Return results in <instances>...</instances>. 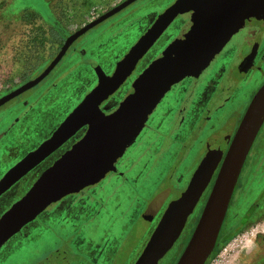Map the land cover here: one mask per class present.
I'll return each mask as SVG.
<instances>
[{"label": "rangeland", "instance_id": "1", "mask_svg": "<svg viewBox=\"0 0 264 264\" xmlns=\"http://www.w3.org/2000/svg\"><path fill=\"white\" fill-rule=\"evenodd\" d=\"M121 1L70 0L68 6L66 5L68 11H62L55 5L54 0H0V42L9 39V47L13 39L28 30L30 27L23 20H27L31 27L38 26L40 30L52 28L59 32L61 27L64 28L66 33L63 41L92 20L88 16L90 10L97 8L102 14ZM174 2L175 0H136L89 29L75 42L74 46H83L86 49L87 57L98 56L101 63L88 65L83 56L74 57L68 53L47 78L0 107V178L51 136L86 94L97 85L99 78L113 72L117 63L149 28L153 16H159ZM194 20L195 16L190 14V7L182 10L140 59L131 76L113 94L115 100L111 98L104 107L117 108L130 93L137 77L175 46L181 34L191 30ZM57 43L46 42L40 49L45 52L46 57L48 54L50 56L57 49ZM6 55L8 50L4 49L0 52V60H4ZM220 60L219 57L215 58L205 74L211 73ZM47 64L48 59H45L25 81L43 71ZM52 81L57 84L51 86ZM188 83V79H185L184 84ZM48 86H51L49 90L46 89ZM178 88L163 95L149 123L157 126L158 120L162 119V111L174 103V92ZM4 92L6 93L0 92V97ZM9 126L12 127L5 133ZM167 128L168 125L164 122L160 133L144 130L137 142L116 162L115 170L112 168L103 180L87 189L82 199L74 204L69 201L64 203L51 215H44L45 211L41 217L35 216L28 222L36 223L27 232L29 238L21 235L13 238L18 229L0 220V264H34L35 259L39 261L42 255L53 249L50 242H60L61 238H64V247L61 251L60 248L54 249V253L69 251L70 244L65 243V236L71 235L76 238V249L81 247L82 250H92L94 256L97 244L103 243L99 258L108 261L113 257V264H134L157 226L164 207L186 189L201 157L199 148L194 147V144L188 151L181 150L176 153L173 160L166 159L167 151L161 154L152 153L154 144L159 146L163 142L162 135ZM79 131L0 197V218L15 200L27 192L43 170L61 155V150L72 144ZM173 142L175 141L172 138L169 145L172 146ZM255 142L240 175L224 227L233 221L232 217L242 215L251 207L252 202L262 197L264 130L259 132ZM179 156L183 157L181 162L175 160ZM208 195L209 192H206L202 196L180 238L159 264L177 263L201 216ZM256 207L255 212L259 216L248 220L215 255L216 250H213L207 260L208 264H249L250 259L264 254V198ZM74 210L77 217L72 214ZM49 211L50 209L47 210ZM59 221H65V229L60 230L54 226H58ZM76 231L79 232L77 235L74 233ZM4 234L7 236H3ZM77 259L82 258L77 256ZM72 261L75 262L76 259L69 256L63 264H71Z\"/></svg>", "mask_w": 264, "mask_h": 264}, {"label": "water", "instance_id": "2", "mask_svg": "<svg viewBox=\"0 0 264 264\" xmlns=\"http://www.w3.org/2000/svg\"><path fill=\"white\" fill-rule=\"evenodd\" d=\"M135 1L123 0L71 33L39 75L0 97V107L46 78L76 39ZM191 1L176 0L163 11L117 63L112 74L99 78L97 85L51 136L0 178L1 197L88 124L84 135L46 168L27 192L3 213L0 220L4 224L17 230L51 204L96 185L115 170L116 162L136 134L137 125L147 118L172 85L188 74L204 69L237 25L255 8L264 7V0H200L198 15L184 38L137 77L132 85L133 91L115 110L110 113L101 110V104L125 83L140 59ZM263 123L264 85L252 100L229 147L209 148L186 189L168 204L134 264H159L181 235L189 216L214 179L201 216L176 263L206 264L216 247L239 177ZM62 257L59 255L45 264H59Z\"/></svg>", "mask_w": 264, "mask_h": 264}, {"label": "flooded vegetation", "instance_id": "3", "mask_svg": "<svg viewBox=\"0 0 264 264\" xmlns=\"http://www.w3.org/2000/svg\"><path fill=\"white\" fill-rule=\"evenodd\" d=\"M199 1L200 0H192L182 10H184L187 7H190V14L195 16L196 18L198 15ZM180 13L177 15V17L180 15ZM157 17H158L157 15L153 16L152 18L153 21L151 25L157 19ZM185 33L186 32H183L181 34L182 36L180 39L184 38ZM65 39L62 42L57 43V49L55 50L54 54L51 56L50 60L48 61V64L58 54ZM78 39H76L74 43L69 47V49L67 50L63 58H65V56L68 53H70V55L74 57L83 56L88 65H97L98 63H101V60H99L98 56L87 57L86 55L87 51L83 46L81 47L74 46L75 42ZM217 57L221 59L219 63L215 65L211 73L205 74L209 71L207 69L211 66V63ZM63 58L61 60H63ZM213 60L204 69L198 72H195V73H190L184 78L179 79L174 85H172V87L169 89L170 91L172 89L176 90L178 87H180L178 88L177 92H174L175 93L174 103L170 104L169 107L166 108V110L162 111L163 112L162 119H160V121L158 120V122L156 123L157 126L154 125L153 123L152 124L149 123L151 122L150 121L151 116L153 115L154 111L157 108V105H156V107L150 113H148L147 118L143 120L139 125H137L136 134L131 139V141L128 142L125 152H127V150L137 142L138 138L140 137L141 133L144 130L158 131L160 133V128L164 124V122L165 124L168 125V128L167 130H165V132L162 135L163 142H161L159 146H155L154 144L155 147L153 146L152 153L161 154L162 152L167 151L168 156L166 159L173 160L176 153L181 152V150L182 152L184 150L188 151L190 146L194 144V147L199 148L198 152L201 154L200 160L196 164V168H197L200 162L205 157L206 153L209 151V148L211 146H216V147L225 146L226 148L229 147L252 100L254 99L256 94L259 92L261 87L264 85V7L255 8L248 14V16L244 20H242L237 25L232 35L226 39V41L221 46L218 54L214 57ZM53 70L50 72V74L53 72ZM41 72H39L37 75H39ZM108 74L110 75L112 74V72H109ZM27 76L23 77L14 86L8 89L0 90V92L6 91V93H8L14 90L15 88L19 87L23 83L36 77L35 76L25 81ZM185 79H188L189 83L187 85L184 84ZM56 84H57L56 81H52L50 85L55 86ZM51 86H48L46 89L49 90ZM132 91H133V87L130 90V92ZM111 98L113 99V95H111L109 99L104 101L100 106L101 107L100 109L103 110L105 113H110L116 109V107L107 108V109L104 107L107 101L110 102L112 100ZM114 100L115 98L113 99V101ZM11 127L12 126H9L5 130V133L8 132ZM87 129H88V124H85L84 126H82L77 137L74 138V140L72 141V144L67 149H69L78 139H80L82 135H84ZM261 130L262 131L264 130V123L262 124L260 128V131ZM172 138L174 139L175 142H173L172 146H170L169 144ZM256 140L257 138L255 139V141ZM255 141L253 143L252 148L256 144ZM66 150H64L63 152H65ZM182 159L183 157L179 156L175 160H177V162H181ZM194 171L192 172L190 179ZM189 181L187 183V186L189 184ZM213 181L214 179L212 180V182L210 183L209 187L206 189L204 194L206 192H210ZM238 184H239V180H238L237 185ZM94 186L95 185H92V186L84 188L82 191H79L77 193L69 194L65 196L64 198H62L61 200L51 204L45 210L46 213H44V215L53 214L56 209L60 208V206H62L64 203L68 201L70 202V204H74L75 202L83 198V193L87 189L94 187ZM261 196L262 197L256 200L257 205H259L262 199L264 198V191L262 192ZM17 200H15L14 202H16ZM257 205L249 207L242 215H235L234 217H232L233 221H231L228 225H226V227H224V225L222 226V229L220 232L221 239L219 241V244H217L218 246H216L214 250L219 248L227 237L231 235L234 236L248 220H252L256 216H259V214L256 215V212H255ZM167 206L168 205L164 207L163 213L165 209L167 208ZM49 209L50 211L47 212V210ZM43 212L39 214L40 217H41V214L43 215ZM72 214L76 216L77 212L74 210ZM227 216H228V212H227L225 220L227 219ZM94 217L95 215L92 213V218ZM27 223L18 229V232L14 235L13 238L16 239L20 235L27 236L28 238L30 237V235L29 236L27 235V232L32 230L34 228L33 225H35L36 223L34 222L28 223V224ZM64 224H65V221L64 222L59 221V225L58 226L54 225V226H56L60 230H63L66 228ZM74 233L77 235L79 232L76 231ZM65 237L67 240L65 241V243L70 244V247H68L69 251L67 250L66 252L62 251L60 253H54V251H56L54 249L60 248V251H61L64 247V244L62 241V239L64 238H61L60 242L55 241L56 239L54 238L55 242H53V244L49 240L50 242L49 244H51L50 246H52L53 249L48 250L45 255H42V257L39 258V261L35 259L34 264L51 263L52 261L55 260V257L57 258L59 257V255H63L62 257L63 259L59 262V264H63L65 260L67 259V257L69 256L72 257L73 259H76V261L75 262L72 261L71 264H76L77 262H79L80 264H107V263L113 264V260H112L113 257H110L108 261H104L106 260L105 258L98 257V255H101V253L99 252L103 246L102 245L103 243L100 245L97 244V246L94 249L95 254L93 256L92 250H89V251L82 250L81 247L76 249V243L74 242V239L76 238L74 237V235L73 236L71 235L69 237L65 236ZM45 245L48 246L47 244ZM67 254L69 256H67ZM214 255H212V257ZM77 256L82 259L78 260ZM263 258H264V254L258 257L256 256L255 258L250 259L249 264H260V261H262Z\"/></svg>", "mask_w": 264, "mask_h": 264}, {"label": "built area", "instance_id": "4", "mask_svg": "<svg viewBox=\"0 0 264 264\" xmlns=\"http://www.w3.org/2000/svg\"><path fill=\"white\" fill-rule=\"evenodd\" d=\"M54 3L59 6L60 10L68 11L66 5L68 6L70 0H54ZM99 15L101 14L97 8H93L88 14L92 20ZM22 22L30 28H27L28 30H25L21 36L13 39L9 47L7 45L9 39L2 40L0 44V52L4 49L8 50V55L4 57V60H0V90L17 84L23 77L31 74L43 64L45 59L49 61L55 52L46 57L45 52L40 49V46H44L46 42L55 43L51 39L49 28L40 30L38 26L31 27L27 20Z\"/></svg>", "mask_w": 264, "mask_h": 264}, {"label": "trees", "instance_id": "5", "mask_svg": "<svg viewBox=\"0 0 264 264\" xmlns=\"http://www.w3.org/2000/svg\"><path fill=\"white\" fill-rule=\"evenodd\" d=\"M61 12V11H60ZM59 13V12H58ZM59 14H61V13H59ZM58 15V14H57ZM66 32H65V30H64V28H60V31L59 32H56V30L55 29H52V28H49V34H50V36H51V39H52V41H54V42H60V41H62V38L64 37V34H65ZM2 43V41L0 42V44ZM67 148H63L62 150H61V153L64 151V150H66ZM263 154H264V152H263ZM259 204V203H258ZM255 205H257V201H255V202H252V205H251V207L252 206H255ZM233 236L231 235V236H229V237H227L224 241H223V243L221 244V246L219 247V248H217L216 249V251H215V253L214 254H216L219 250H220V248L227 242V241H229L231 238H232ZM220 239H221V235H219V238H218V241H217V244H219V241H220ZM216 244V246H218ZM206 264H208V262L206 263ZM260 264H264V258H263V260L262 261H260Z\"/></svg>", "mask_w": 264, "mask_h": 264}]
</instances>
